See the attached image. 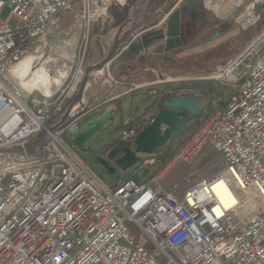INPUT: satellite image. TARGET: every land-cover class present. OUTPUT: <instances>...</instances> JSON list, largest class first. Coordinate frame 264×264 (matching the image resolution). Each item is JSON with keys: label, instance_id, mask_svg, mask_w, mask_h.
Returning a JSON list of instances; mask_svg holds the SVG:
<instances>
[{"label": "built area", "instance_id": "built-area-1", "mask_svg": "<svg viewBox=\"0 0 264 264\" xmlns=\"http://www.w3.org/2000/svg\"><path fill=\"white\" fill-rule=\"evenodd\" d=\"M131 1L0 0V150L5 152L0 153V264H264V41L257 42L264 31L202 78L230 88L231 98L195 128L149 182L129 178L106 185L71 141L62 139L78 121L65 126L68 118L105 104L75 102L90 67L86 47L89 36L101 35L112 13ZM75 3L80 12L72 8ZM226 4L240 10L232 27L236 33L262 22L264 0ZM4 10L17 20L14 28L2 19ZM64 18L68 24L61 27ZM55 50L56 55L62 51L58 59ZM28 59L33 62L27 75L10 71H22ZM53 61L62 68L56 70ZM32 70L47 73L46 90L25 87ZM58 72L63 75L52 83ZM166 77L131 88H148L146 97L156 96L158 87L172 80ZM91 79L92 73L88 83ZM154 119L123 117V133L111 149L130 148ZM41 132L47 133L41 147L28 154L26 146ZM206 147L222 158V174L188 181L183 188L177 182L162 187L171 170L190 166ZM218 180L236 198L229 210L220 208L211 190Z\"/></svg>", "mask_w": 264, "mask_h": 264}, {"label": "rangeland", "instance_id": "rangeland-1", "mask_svg": "<svg viewBox=\"0 0 264 264\" xmlns=\"http://www.w3.org/2000/svg\"><path fill=\"white\" fill-rule=\"evenodd\" d=\"M169 1L171 4L167 12H170L174 8H178L181 10L182 23L187 25H193L192 28L193 30H195V37L192 40L197 41L198 45L192 49V52L203 51L211 46H215L216 44H219L217 45V47H220L231 39H236L239 42L241 40V42H243L242 44L243 46L240 48L239 51L231 54H227V53L225 54L224 52L220 51L218 55L220 58L218 61L210 62L209 65H207L204 68L202 67L201 69L197 68L195 70H189L191 72L196 73L195 78L202 79L203 77L207 76L209 73L215 70V68L224 64L226 59L231 58L240 51H242L245 47L248 46L251 39H255L256 36L260 35L264 31V18L262 17V22L257 27L245 31L244 33H242L243 37H240L241 33H236V31L232 30V27L234 25V20L239 16L240 10L236 11L232 4H226V1L224 0H211V1L210 0H159L160 3H163L164 8H162V11L158 13V15L156 16L147 15L148 13L150 14V11H152V9H148L144 13L142 12L141 15H143V17L145 18L149 16L148 19L151 21L152 24L155 25L161 21L163 14H167L165 8L167 7ZM209 2L213 4L209 5ZM220 2L221 3L223 2V6L221 10L218 11L217 9L218 6L221 4ZM72 8L76 12L81 11V6L79 3L73 4ZM126 11H127V7L123 9L119 7L112 13V22L109 25V30L107 29L108 32L113 27H119L124 23V20L126 19ZM7 13H8L7 10H4L1 17L2 19L8 22L10 28H14L17 25V20L7 18L8 17ZM145 18L144 19L142 18V20L147 21L148 19ZM67 24H68V19L64 18V20L61 23V27H65ZM218 29L219 30L223 29L225 31L224 36L221 39L217 38L215 40H212V35H211L212 32ZM107 30L104 33H106ZM73 35L74 34H70L71 37ZM200 36L202 37L199 38ZM249 36H252V38H248ZM94 37H95L94 34H91L89 36L88 44L86 47L85 64H87L88 66H90L91 63H93L95 59L100 56L99 52L100 51L102 52L101 45H103L104 43L103 39L94 38ZM78 40H79L78 44H81L80 34H78ZM223 41H225V43L221 44L220 42ZM107 43L110 45V42ZM71 44H73V42ZM217 47H214V49ZM119 49L120 47L117 48V52H119ZM61 52L62 51L59 50L56 55V50H55L53 59H58L59 56L61 55ZM71 53H72L71 51H68L65 54V56L69 57L71 56ZM107 53L105 54L104 58L107 56ZM57 63H58L57 61H53L50 65L53 66L56 64L55 69L59 70L62 68V64H57ZM94 75L95 74L93 73L92 76ZM98 78L99 77H97V79ZM100 79L101 81H103L104 77L100 76ZM91 80H93V78ZM209 84H213L215 89H219V91L223 94L225 100L230 99L231 97L230 90L223 88L215 83H209ZM201 86H204V84H201ZM97 94L102 95L105 93L102 90H100ZM213 95H216V90H214ZM140 97H141V93H139L136 96L135 103L138 102ZM153 99L154 96L149 97V101H152ZM104 110L105 107L102 106L88 113L79 120L78 126L82 127L87 121L94 118L95 116L100 115L102 112H104ZM144 110L145 108H143L139 112L138 114L139 117L143 114ZM123 116L124 114L117 113L114 117V120L108 126H106L102 131H100L87 144L86 146L87 151L85 153H81L73 146L74 150L79 155V157L86 163V165L92 170V172L106 185L113 184L112 177L106 173L105 169L102 166L94 164L91 158L95 154H102L112 144L118 141L119 137L123 133V128L121 125V119ZM200 121L201 120L199 118H196L191 122L187 123L179 132L173 133L165 145L157 148L153 152L149 154H137L138 161L133 166L125 170H122L120 174V179L122 181H125L130 177H132L135 180H139L141 183L149 182V180L163 167L167 158L171 157L178 150V148L185 143V141L190 136L189 131L191 130V128L195 125H199ZM71 138L72 136L68 131L62 136V139L64 141H70ZM130 149L131 150L135 149L134 143L130 145ZM164 155L167 158L164 157ZM151 158L156 159L154 165L152 166L145 165L144 161ZM224 169H225V165L222 158L217 153H215L210 147H206L202 152V154L194 162H192L190 166H187L186 168L171 170L164 178L162 183L164 187L169 184L171 187V185L174 182H177L179 185L178 188H183L184 184H186L188 181L195 183L201 179H211L213 177L222 174ZM170 187L168 189H170Z\"/></svg>", "mask_w": 264, "mask_h": 264}, {"label": "crops", "instance_id": "crops-1", "mask_svg": "<svg viewBox=\"0 0 264 264\" xmlns=\"http://www.w3.org/2000/svg\"><path fill=\"white\" fill-rule=\"evenodd\" d=\"M126 7V19L124 20V23L122 25H120L119 27H113L112 29H110L109 32V27H107L101 35H96L94 37L104 40L103 45H101L102 47H106L108 49L111 48V46L116 42V40L122 38V35L129 30L131 23H134L136 21L140 22L142 27L139 31L134 32L132 38H134V36L140 34L143 31H149L158 28L159 26H161V24H164L166 22L169 16H167V14L171 12L170 11L167 12V14H163L161 21L154 25L148 19L149 16H147L146 18L144 17L149 21H142L143 15H141V13H144L146 11L145 7L142 6L141 2H136V0H132ZM162 8H164L163 3H160L159 0H157L148 8L152 9V11H150V14L148 13L147 15L156 16L162 11ZM106 30L107 32L104 33ZM224 34L225 31L223 29L220 30V34L217 38L221 39ZM241 34L240 37H243V34ZM258 36H256L255 38H257ZM201 37L202 36H200L199 38ZM248 38H252V36H249ZM107 42H110L111 46ZM129 42L130 40L119 46V52L124 50V48L129 44ZM220 43L223 44L225 43V41ZM197 45V41H191L187 43L184 48L175 51L176 59L179 61L187 60L188 58L194 55L206 53L214 49V47H217V45L219 44L211 46L203 51L192 52V49ZM101 50L103 49L101 48ZM107 52L108 51L103 53V51H100V56L96 58L90 66H94L98 64L101 60H103ZM180 65L182 64L160 61L157 55L150 54L149 56L141 57L136 62L120 65L116 67L112 73H109L108 71L104 70L102 75L96 76L95 74L94 76H92L93 80H91L88 86L85 87L84 92L82 94V104L87 105L91 102H105V104L102 105L105 107L104 112L110 108H115L116 114L122 113L124 114L123 117L132 116L139 119L148 116H155L159 110L164 108V104L174 100H178L179 102H181L182 105H184L186 110L191 112L189 122L196 118H199L201 120L199 125H201L215 108L221 105H225L229 100H225L223 94L219 91V89H215L213 84H209L212 82H208L202 79H196V73L191 71L182 73L183 71L180 70ZM160 74H162V77L169 76L172 80L167 81L165 85L158 87V94L154 96V99L152 101H149V97H146L148 88L137 90L131 88L132 84L154 82L158 78H162L159 76ZM100 76L104 77L103 81H101ZM97 77L99 78L97 79ZM109 78L113 79L114 83L110 82ZM201 84H204V86H201ZM223 88L230 90L232 96L233 91L230 88ZM99 89L102 90L105 94H97L100 91ZM214 90H216V95H213ZM139 93H141V97L138 102L135 103L136 96ZM143 108H145V110L143 114L139 117L138 114ZM179 111H184V109L181 108ZM104 112H102L101 114H103ZM87 114L88 113H86L85 115ZM98 116H95L94 118ZM199 125L193 126L189 131V135ZM164 157L166 156L164 155ZM180 168L186 167L184 165H178L175 169ZM119 181L122 180L119 178ZM114 184L116 183H113L112 185ZM162 187L168 189L170 187V184L164 187L162 183Z\"/></svg>", "mask_w": 264, "mask_h": 264}, {"label": "water", "instance_id": "water-1", "mask_svg": "<svg viewBox=\"0 0 264 264\" xmlns=\"http://www.w3.org/2000/svg\"><path fill=\"white\" fill-rule=\"evenodd\" d=\"M170 4L169 1L165 8L166 12ZM147 7L148 3H146L145 11ZM140 25L141 24L126 31L122 38L116 40L111 48H109L107 56L99 64L87 67L75 102L79 103L81 101L90 74L93 72L102 71L106 68L109 73H112L116 67L136 62L141 57L149 56L150 54L157 55L160 61L173 62L175 64H182L186 61L177 60L175 54V51L186 46V42L182 40L183 33L181 30L182 21L180 9L174 8L171 10L166 22L161 24L158 28L143 31L132 39L134 32L141 29ZM218 36L219 33L216 32L212 39H216ZM129 40L130 42L126 48L116 53L117 48ZM159 76L162 77V74ZM181 108H183L184 111H179ZM85 114L86 113H81L74 118H68L65 126H68L75 120L81 119ZM115 115L116 109L110 108L100 116L87 121L80 129L77 123L74 124L69 129V133L72 136L70 140L71 144L81 153H85L87 151V144L114 120ZM190 116L191 112L186 110L184 105L178 100L166 103L164 104V108L159 110L155 115L154 122L138 134L134 141V150H131L129 147L111 149L116 144L114 143L105 150H110L107 157L104 156V151L102 154L93 155L91 158L92 162L102 166L106 173L112 177L113 183H117L122 170L133 166L138 161L137 154H149L165 145L173 133L179 132L189 122ZM66 117L67 114L65 118ZM55 131L56 130H51L50 132L53 133ZM46 136V132L38 134L34 140L26 146L27 153L30 154L41 147ZM0 153L5 152L0 150Z\"/></svg>", "mask_w": 264, "mask_h": 264}, {"label": "bare ground", "instance_id": "bare-ground-1", "mask_svg": "<svg viewBox=\"0 0 264 264\" xmlns=\"http://www.w3.org/2000/svg\"><path fill=\"white\" fill-rule=\"evenodd\" d=\"M211 1V0H210ZM226 1V0H224ZM217 3V2H216ZM221 3V2H220ZM213 3L209 2V5H212ZM218 4V3H217ZM223 6V2L218 6V11L221 10ZM226 6V5H225ZM230 9V8H229ZM225 13V12H224ZM218 14V13H217ZM219 16V15H218ZM262 40H264V33L259 37V39L257 40V42H263ZM28 61H30L27 66H26V72L23 75V77L25 75H27V72L29 71V65L33 62L31 59H28ZM25 68H22V71H24ZM41 72V70H32L30 73V80L31 82L36 78V76ZM93 74V73H92ZM96 76L97 75H102L103 72L102 71H98L95 73ZM167 80H170L171 77H166ZM50 80V79H49ZM26 83H30V82H26ZM24 83V84H26ZM89 83L86 84V87L88 86ZM79 109V105H77L75 107V110ZM211 190L213 192V194L216 196V200L220 206V208H223L225 210H229L230 208H232L235 204H236V198L233 196L232 194V190L231 187L224 181V180H218L217 182L212 184ZM242 194H238V198L242 199Z\"/></svg>", "mask_w": 264, "mask_h": 264}, {"label": "trees", "instance_id": "trees-1", "mask_svg": "<svg viewBox=\"0 0 264 264\" xmlns=\"http://www.w3.org/2000/svg\"><path fill=\"white\" fill-rule=\"evenodd\" d=\"M264 18V14H263ZM243 42H240L236 39H231L227 41L224 45L212 49L204 54L195 55L188 58L182 65H180V70L183 72L195 69H201L202 67H206L209 65L210 62L218 61L219 60V53L220 51L224 52L225 54H231L240 50L243 46ZM229 59V58H228ZM226 59V60H228ZM223 63V62H222Z\"/></svg>", "mask_w": 264, "mask_h": 264}, {"label": "clouds", "instance_id": "clouds-1", "mask_svg": "<svg viewBox=\"0 0 264 264\" xmlns=\"http://www.w3.org/2000/svg\"><path fill=\"white\" fill-rule=\"evenodd\" d=\"M30 61H24L25 66L29 63ZM10 71L14 74V75H19L21 77H23V75L26 72V67L24 71H21L20 69L13 67L12 69H10ZM63 75V73H57V77L52 78L51 82L52 83H56L59 81V78ZM50 83L49 77L47 75L46 72H44L43 70H41V72L36 76V78L30 82L29 84L25 85V87H37V86H42L45 90L48 86V84Z\"/></svg>", "mask_w": 264, "mask_h": 264}, {"label": "flooded vegetation", "instance_id": "flooded-vegetation-1", "mask_svg": "<svg viewBox=\"0 0 264 264\" xmlns=\"http://www.w3.org/2000/svg\"><path fill=\"white\" fill-rule=\"evenodd\" d=\"M143 1V2H142ZM157 0H136V2H141L142 3V6L145 7L146 6V3H148V7L147 9L151 6V4L155 3ZM146 9V11H147ZM182 21V20H181ZM139 24H141L140 22H134V23H131V26L129 27V30L133 27H137L139 26ZM142 26L140 25V28ZM193 25H187V24H183L182 23V33H183V36H182V40H184L187 43L193 41L192 39L195 37V30H193ZM218 32L220 34V30H215L214 32H212V37L214 36V34ZM123 36V35H122ZM213 40V39H212ZM77 125H78V122H77ZM81 127H79L80 129Z\"/></svg>", "mask_w": 264, "mask_h": 264}]
</instances>
